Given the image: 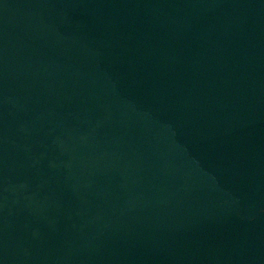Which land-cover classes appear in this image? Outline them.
Instances as JSON below:
<instances>
[{"label":"water","instance_id":"1","mask_svg":"<svg viewBox=\"0 0 264 264\" xmlns=\"http://www.w3.org/2000/svg\"><path fill=\"white\" fill-rule=\"evenodd\" d=\"M0 264H264V0H0Z\"/></svg>","mask_w":264,"mask_h":264}]
</instances>
